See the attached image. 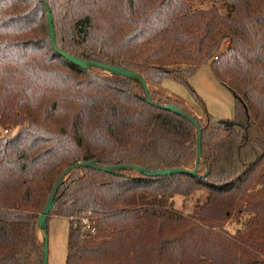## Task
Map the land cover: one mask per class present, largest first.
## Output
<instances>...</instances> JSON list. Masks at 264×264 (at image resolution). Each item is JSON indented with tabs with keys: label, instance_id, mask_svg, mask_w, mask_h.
I'll return each instance as SVG.
<instances>
[{
	"label": "trees",
	"instance_id": "1",
	"mask_svg": "<svg viewBox=\"0 0 264 264\" xmlns=\"http://www.w3.org/2000/svg\"><path fill=\"white\" fill-rule=\"evenodd\" d=\"M46 1L58 48L137 71L198 122L201 159L166 176L71 167L192 169L196 130L139 80L55 52L42 0H0V264H41L37 218L62 175L50 215L69 221L66 264H264V0ZM206 63L232 120L149 87L171 78L203 106L188 79ZM198 190L190 214L174 208Z\"/></svg>",
	"mask_w": 264,
	"mask_h": 264
},
{
	"label": "rangeland",
	"instance_id": "2",
	"mask_svg": "<svg viewBox=\"0 0 264 264\" xmlns=\"http://www.w3.org/2000/svg\"><path fill=\"white\" fill-rule=\"evenodd\" d=\"M196 6L210 8V2H196ZM221 13H225V4H217ZM101 73L106 71L101 70ZM189 84L203 103L197 101L188 88L171 78H164L158 85L149 84L150 89H160L167 94L174 96L186 104L188 112L197 118L204 115L206 111L217 118L232 120L235 117V102L232 92L220 84L212 73L209 63L199 66L188 79ZM7 131H3L6 134ZM205 191L198 190L188 197L176 195L173 198L174 208L182 214H190L194 207L204 201ZM47 221V264H66L67 238L69 221L67 218L49 215ZM234 224L229 226L232 229ZM228 227V226H227ZM37 237L41 241L43 234L37 228Z\"/></svg>",
	"mask_w": 264,
	"mask_h": 264
},
{
	"label": "water",
	"instance_id": "3",
	"mask_svg": "<svg viewBox=\"0 0 264 264\" xmlns=\"http://www.w3.org/2000/svg\"><path fill=\"white\" fill-rule=\"evenodd\" d=\"M46 12H47V21H48V31H49V37L50 42L55 50L59 55L64 57L67 61L71 62L72 64L83 68V69H89L91 67H96L97 69H101L106 71L110 74H117L122 75L129 78L137 79L141 82L143 90H144V99L147 103H150L152 105H156L159 108L162 109H168L175 114L187 119L192 123L196 130V159L194 162V166L192 169H186V168H164V169H154L149 170L141 166L132 165V164H116V165H100L94 161H83L76 164H73L71 167H91L93 169H97L104 172H116L122 169H133L135 171L140 172L142 175L145 176H166V175H172L177 173H191L196 174L199 166V161L201 159V129L199 127L198 122L189 114L183 112L181 109H179L176 105L166 104V105H160L156 104L150 99L147 83L145 82L144 78L137 72L122 66L118 65H110L106 63H102L95 60H87L80 57L73 56L72 54L66 52L64 49L58 48L55 40V33L53 28V19L51 15V11L49 9V6L47 5L46 0H42ZM68 172V171H67ZM64 175L60 177V179L57 181L55 186L53 187L51 193L49 194V197L47 199V202L42 210V212L39 214L37 218V227L42 231L43 239V253H42V260L41 264H47V257H48V249H47V219L50 215L51 210L54 207V197L56 195V192L58 190L59 184L61 180L63 179Z\"/></svg>",
	"mask_w": 264,
	"mask_h": 264
},
{
	"label": "built area",
	"instance_id": "4",
	"mask_svg": "<svg viewBox=\"0 0 264 264\" xmlns=\"http://www.w3.org/2000/svg\"><path fill=\"white\" fill-rule=\"evenodd\" d=\"M83 223L85 224V227H84V231H91V232H94V230L93 229H90V227H89V223H88V220L87 219H83Z\"/></svg>",
	"mask_w": 264,
	"mask_h": 264
}]
</instances>
